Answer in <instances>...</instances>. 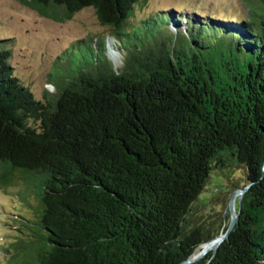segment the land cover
Segmentation results:
<instances>
[{
  "label": "trees",
  "instance_id": "1",
  "mask_svg": "<svg viewBox=\"0 0 264 264\" xmlns=\"http://www.w3.org/2000/svg\"><path fill=\"white\" fill-rule=\"evenodd\" d=\"M22 1L56 18L91 6L110 31L71 42L43 98L0 38V185L19 176L36 200L8 264H178L218 234L189 215L233 165L237 219L195 262L264 264V0H242L239 19L168 8L137 22L139 0ZM82 41L92 59L66 61Z\"/></svg>",
  "mask_w": 264,
  "mask_h": 264
},
{
  "label": "rangeland",
  "instance_id": "2",
  "mask_svg": "<svg viewBox=\"0 0 264 264\" xmlns=\"http://www.w3.org/2000/svg\"><path fill=\"white\" fill-rule=\"evenodd\" d=\"M168 8L179 14L190 10L200 14L238 19L244 18L246 14V5L242 0H139L134 6L131 21L137 22L154 11ZM109 31L108 26L100 23L91 6L82 7L69 17L56 18L41 13L22 0H0V38H6L4 43L11 48L10 64L15 74L38 98H43L45 88L53 89L47 79L48 71L55 60H58V55L71 42L87 34ZM87 42L89 44L84 41L77 44L72 55H66V61L69 62L73 58L75 61L91 60V41ZM106 42L107 56L115 66H119L121 52H117L119 55L117 60L112 59L109 46H113L114 41L107 36ZM91 46L95 48V44ZM59 63L61 64L62 60ZM56 69L59 68H52ZM244 182L245 173L241 166L233 165L223 170H212L205 188L195 202V208L191 210L190 220L207 224L211 230L218 229V234L222 233L223 226L230 220V196L234 191H238ZM24 184V180L16 176L8 184L0 185V264H8L11 242L27 230L20 223V213L32 216L34 212L36 200L32 191L25 190ZM242 193L235 195V211ZM200 257L185 264H198L195 261Z\"/></svg>",
  "mask_w": 264,
  "mask_h": 264
},
{
  "label": "water",
  "instance_id": "3",
  "mask_svg": "<svg viewBox=\"0 0 264 264\" xmlns=\"http://www.w3.org/2000/svg\"><path fill=\"white\" fill-rule=\"evenodd\" d=\"M246 187L247 186L241 187L238 191H234L230 196V199H229L230 220H229L225 230L222 233H219V234L213 236L212 238L206 240L205 242H203L201 244V248L196 252V254H194V256H189V257L181 260L178 264H185L194 258H198L210 249H212L213 251L216 250L217 246L222 241V239L224 237H226V235L229 233V231L233 228L235 221L237 219L238 215H237V212L235 211V208H234L235 195L243 192ZM238 200H240V196H239Z\"/></svg>",
  "mask_w": 264,
  "mask_h": 264
},
{
  "label": "bare ground",
  "instance_id": "4",
  "mask_svg": "<svg viewBox=\"0 0 264 264\" xmlns=\"http://www.w3.org/2000/svg\"><path fill=\"white\" fill-rule=\"evenodd\" d=\"M110 48H109V54H110V56L112 57V59L113 58H116V60H117V58L119 57V55H118V53H117V51L115 50V48L111 45V46H109ZM115 61V60H114ZM200 249V247L198 248V250ZM195 252V251H194ZM194 254V253H193Z\"/></svg>",
  "mask_w": 264,
  "mask_h": 264
}]
</instances>
